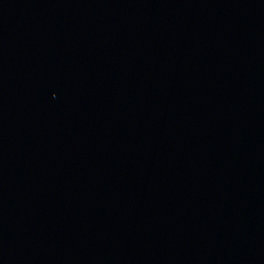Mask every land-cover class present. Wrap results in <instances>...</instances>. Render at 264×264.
Wrapping results in <instances>:
<instances>
[{
    "label": "water",
    "instance_id": "water-1",
    "mask_svg": "<svg viewBox=\"0 0 264 264\" xmlns=\"http://www.w3.org/2000/svg\"><path fill=\"white\" fill-rule=\"evenodd\" d=\"M0 264H264V0H0Z\"/></svg>",
    "mask_w": 264,
    "mask_h": 264
}]
</instances>
